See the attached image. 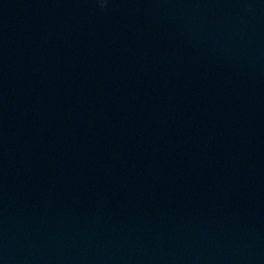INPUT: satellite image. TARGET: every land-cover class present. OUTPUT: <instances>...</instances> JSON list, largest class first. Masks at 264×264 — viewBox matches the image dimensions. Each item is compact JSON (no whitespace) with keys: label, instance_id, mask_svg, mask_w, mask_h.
<instances>
[{"label":"water","instance_id":"1","mask_svg":"<svg viewBox=\"0 0 264 264\" xmlns=\"http://www.w3.org/2000/svg\"><path fill=\"white\" fill-rule=\"evenodd\" d=\"M0 264H264V0H0Z\"/></svg>","mask_w":264,"mask_h":264}]
</instances>
